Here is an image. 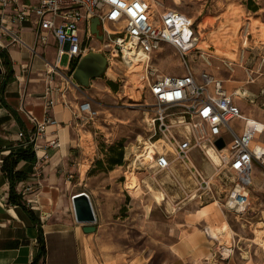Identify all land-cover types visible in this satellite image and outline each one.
Returning <instances> with one entry per match:
<instances>
[{
  "label": "built area",
  "instance_id": "built-area-1",
  "mask_svg": "<svg viewBox=\"0 0 264 264\" xmlns=\"http://www.w3.org/2000/svg\"><path fill=\"white\" fill-rule=\"evenodd\" d=\"M93 17L99 19L102 40L90 30ZM26 21L34 27L36 43L45 44L47 32L57 43L55 63L47 72L50 74L48 84L54 81L53 75L56 74L59 85H48L43 96L50 106L57 99L55 96L47 98V95L53 90L58 91L61 102L73 109L78 130L93 124L99 111L93 107L92 98L83 92L84 87L72 77V62L83 53L94 50L102 51L106 56L107 70L112 64H120L126 67V76L135 72L130 67L134 63L143 69L137 81L153 99V115L149 121V134L125 148L124 176L140 171H171L179 166L197 190H210V179L197 167L193 154L199 151L207 156L208 150L217 151L220 157L218 168L227 173L231 182L223 206L236 217L244 215L252 204L250 172L253 161L264 164V151L252 146L256 137L264 133V119L246 116L241 111L236 101L238 98L254 103L253 97L243 89L228 92L222 79L205 69H193L192 61L197 56L206 59L205 53L197 47L193 17L175 8H164L156 13L152 0H37L36 3L0 0V37H8L9 44L18 43L36 53L35 46L24 43L19 32L12 27L14 23ZM94 41L100 46L96 48ZM163 44L173 46L178 54L184 68L181 75L158 74L149 64L151 55ZM63 55L70 60L66 69L57 65ZM206 62L210 64L208 60ZM66 90L72 92L75 104L67 101ZM78 94H81L80 98ZM261 112L264 116V101ZM31 120L34 129L28 133L19 130L17 138L23 147L32 145L36 149L37 138L45 132L47 125L57 124V121L52 116H45L42 121L31 116ZM220 137L225 145L218 149L215 143ZM57 145V138L46 141L47 147ZM33 192L31 185L22 190L24 195ZM25 203L30 209L37 208L30 196ZM203 232L210 239L219 240L209 233L208 226ZM237 247L234 239L228 246H223L218 251L219 260L233 256Z\"/></svg>",
  "mask_w": 264,
  "mask_h": 264
},
{
  "label": "rangeland",
  "instance_id": "rangeland-1",
  "mask_svg": "<svg viewBox=\"0 0 264 264\" xmlns=\"http://www.w3.org/2000/svg\"><path fill=\"white\" fill-rule=\"evenodd\" d=\"M152 1L156 13L164 8H175L195 19L197 47L205 53L206 59L197 56L192 61L193 69H205L233 87L232 90L242 85L249 88L257 97H254V103L238 98L245 100L238 102L241 111L249 117L260 115L264 118L261 112L264 94L259 93L263 83L257 78L258 72L252 73L251 77L255 78L252 83H243L248 79L247 69L256 66L255 69L262 71L264 66V0H259L262 12L248 9V0ZM93 45L96 48L100 46L95 41ZM60 63L66 66L68 57L64 55ZM149 64L158 74L181 75L184 72L178 54L169 44H163L151 55ZM130 67L135 72L125 76V66L112 64L102 76L92 80V85L84 88L92 98L93 107L99 111L95 122L85 125L80 131V144L93 161L80 180L73 178L74 182L80 183L71 188L68 199L78 191L92 196L103 250L109 256L117 255L122 263L136 259L145 264H178L175 250H172L175 249L172 248L174 243L181 239L191 251L196 249L201 236L205 240L203 244L211 245L214 251L212 258L207 252L199 263L207 264L210 258H215V264H222L224 260H219L218 251L232 241L230 230L227 229L219 240H212L203 229L205 226L219 229L223 223L218 221V213L231 214L223 206L231 185L227 173L213 165L203 153L195 151L194 162L210 179V190H197L179 166L171 171H149L139 175L126 173L124 176L125 148L149 134V121L153 115V99L137 81L143 69L136 63ZM115 144L123 148L122 164L114 165L111 170L99 169L95 161H105L104 153L108 146ZM222 156L225 157L224 151ZM104 165H107L106 161ZM137 176L145 180L144 184L138 181ZM156 195L163 196V199L157 202ZM230 223L236 232L252 237V229L247 226L241 228L234 219ZM252 228L256 235L255 243L264 246L261 239L264 231ZM234 240L237 242L238 239L235 237ZM241 245L242 241L237 243V246Z\"/></svg>",
  "mask_w": 264,
  "mask_h": 264
},
{
  "label": "crops",
  "instance_id": "crops-1",
  "mask_svg": "<svg viewBox=\"0 0 264 264\" xmlns=\"http://www.w3.org/2000/svg\"><path fill=\"white\" fill-rule=\"evenodd\" d=\"M251 1L257 5L255 11L262 12L259 0ZM24 2L36 3L37 0ZM12 27L19 32L24 43L35 46L36 53L18 43L9 44L8 37H0V51L6 52L11 67L9 74L3 64L0 67V86H3L0 91V264H31L38 253V239L41 235L44 253L38 259V264H145L136 259H128L122 263L117 255L109 256L103 250L102 238L99 236L96 223L93 232H85L84 224L76 222L71 201V196L76 192L71 194L69 199L68 195L71 188L80 183L74 182L73 178L80 180L86 174L93 157L83 150L80 144L81 130L76 126L73 109L61 102L60 93L53 90L47 95V98L55 96L57 99L50 106L46 104V98L43 96L48 85L51 84L52 87L59 85V76L56 74L53 75L54 81L48 84L50 74L47 72L55 63L57 43L50 32H47L45 44L36 43V33L29 21L14 23ZM60 60L57 65L63 69L68 68L69 58L66 66H62ZM72 65L73 62L71 68ZM255 68H246L248 79L243 83H252L255 80L251 77L252 73L258 72L257 78L263 83L259 93L264 94V66L262 71ZM223 83L228 92L233 91V87H229L224 81ZM236 89L248 92L254 100V97H257L243 85ZM83 92L87 94L85 90ZM65 96L67 101L75 104L76 99L70 90H66ZM77 97L80 98L81 94ZM237 100V104L239 101H245ZM31 116L38 121L44 120L45 116H52L57 124L47 125L45 132L37 138V148L32 147L33 159H18L14 167L15 174L11 179L4 169V160L11 153H18L26 148L17 138V132L23 130L28 133L34 129L35 124ZM255 117L264 119L260 115ZM53 138L58 139V145L47 147L46 141ZM254 143L264 148V133L260 134ZM83 166L86 168L82 169ZM143 173L147 172L140 171L136 174ZM250 178L252 204L248 207L247 213L236 217L233 213L227 216L221 211L217 219L219 222L222 221L223 225L219 229L211 228L218 235V239L229 229L232 240L236 237L237 243L242 241L235 254L225 259L222 264H264V246L255 243L256 235L252 228L264 231L263 163L253 161ZM137 179L144 184V179L139 177ZM12 181L17 195L16 200L10 198ZM27 185H31L35 192L24 195L22 190ZM29 196L36 202L37 208L30 209L26 205L25 200ZM89 196L92 202V196L90 194ZM205 207L198 209L197 212ZM233 219L240 223L241 228L247 226L249 230L252 229V237H246L243 232L233 230L230 223ZM261 239L264 241V233ZM204 241L199 236V244L191 251L181 239L176 241L172 246L175 249L172 250H175L178 264H200L199 261L207 252L212 258L214 249L211 245L203 244ZM211 258L207 264L216 263L215 258L213 260Z\"/></svg>",
  "mask_w": 264,
  "mask_h": 264
},
{
  "label": "water",
  "instance_id": "water-1",
  "mask_svg": "<svg viewBox=\"0 0 264 264\" xmlns=\"http://www.w3.org/2000/svg\"><path fill=\"white\" fill-rule=\"evenodd\" d=\"M99 19L93 17L90 20L91 32L100 40L102 34L98 29ZM108 61L102 51L89 50L79 56L76 60L74 68H71L72 77L84 88L90 85L94 78L102 76L107 69ZM1 73V68H0ZM216 147L221 149L224 147V140L220 137L216 141ZM74 218L76 222L84 224L83 231L93 232L96 229V214L90 199L85 191H79L71 196Z\"/></svg>",
  "mask_w": 264,
  "mask_h": 264
},
{
  "label": "trees",
  "instance_id": "trees-1",
  "mask_svg": "<svg viewBox=\"0 0 264 264\" xmlns=\"http://www.w3.org/2000/svg\"><path fill=\"white\" fill-rule=\"evenodd\" d=\"M247 8L255 11L257 10V5H255L251 0H248ZM0 57L2 59V64L6 68V72L9 74L11 72V67H10V61L8 59V56L5 51H0ZM76 64V61L73 62L72 69L74 68ZM9 75H7L8 78ZM6 78V79H7ZM112 84V83H111ZM114 87L115 85L112 84ZM3 86H0V91H2ZM105 156V161L107 165H104V162L102 159H97L95 161L96 166H98L99 169L102 170H111L114 165H121L122 164V157H123V148L118 145H109L107 148L106 153H104ZM23 158H29L33 159L34 158V152L32 151V145L27 146L25 149L21 150L18 153H11L9 156H7L4 160V169L9 176V178H13L14 172V167L18 161V159ZM10 198L16 200L17 195L15 194L14 190V181L11 182L10 185ZM39 241V246H38V253L34 257L33 261L31 264H38V259L40 256L44 253V241L42 235L38 239Z\"/></svg>",
  "mask_w": 264,
  "mask_h": 264
},
{
  "label": "bare ground",
  "instance_id": "bare-ground-1",
  "mask_svg": "<svg viewBox=\"0 0 264 264\" xmlns=\"http://www.w3.org/2000/svg\"><path fill=\"white\" fill-rule=\"evenodd\" d=\"M133 65H135V63H134ZM133 65H130V66H133ZM252 146H254L255 148H258L259 150L264 151V148H263L262 146H259V144L254 143ZM207 158H209V160H210V161L213 163V165H215V166L218 165L219 162H220V157H219L217 151L208 150V152H207ZM162 199H163V196H160V195H156V196H155V200H156L157 202L161 201ZM209 233H210L211 235L215 236V235H214V232H213V230H212L211 228H209ZM215 237H216V236H215Z\"/></svg>",
  "mask_w": 264,
  "mask_h": 264
}]
</instances>
